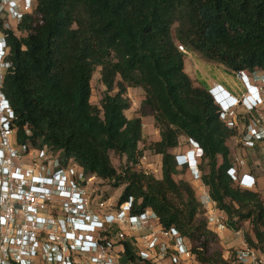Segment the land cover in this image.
<instances>
[{
	"label": "trees",
	"instance_id": "obj_1",
	"mask_svg": "<svg viewBox=\"0 0 264 264\" xmlns=\"http://www.w3.org/2000/svg\"><path fill=\"white\" fill-rule=\"evenodd\" d=\"M18 30L25 37L4 30L12 67L3 92L16 113L20 142L58 152L88 177L124 187L119 204L133 198V214L153 210L163 227L188 238L197 262L230 264L195 189L174 178L172 150L181 137L191 139L208 161L202 181L228 228L238 231L250 221L254 236L247 233L246 243L264 253V199L228 174L235 162L227 143L236 130L220 119L209 87H196L186 73L183 52H198L236 75L264 73V0H36ZM99 68L101 108L91 102ZM129 88L144 91L143 116H153L159 128L161 140L150 149L162 156L161 180L135 169L143 122L126 116ZM112 152L127 158L121 172ZM122 244V262H137L132 243Z\"/></svg>",
	"mask_w": 264,
	"mask_h": 264
},
{
	"label": "built area",
	"instance_id": "obj_2",
	"mask_svg": "<svg viewBox=\"0 0 264 264\" xmlns=\"http://www.w3.org/2000/svg\"><path fill=\"white\" fill-rule=\"evenodd\" d=\"M35 2L0 0V21H4L0 34L7 38L4 30L13 31L11 22L19 24L25 14L32 12ZM7 22L10 26L6 28ZM11 67L9 61L0 63V264H124L125 240L135 247L137 262L129 264L194 261L188 238L174 227H163L153 210L133 214V198L115 210L108 209L104 200L95 205L96 198L89 187L90 178L94 177H88L72 159L63 160L58 152L37 148L29 141L20 142L16 113L3 92L5 74ZM238 75L247 87L248 76L250 80L261 81V85L257 94L249 87L250 93L241 103L222 85L213 87L216 94L224 93L229 99V109L221 112L220 119L230 129L236 126L234 114L240 106L253 112L264 105V76L246 72ZM25 134L32 135L27 126ZM190 141L198 159L190 156V150L185 155H176V161L178 167L187 165L193 181L201 182L203 152L195 141ZM263 141L264 116L260 115L249 126L244 146L254 148ZM244 164L238 162L237 168H230L228 174L235 185L251 190L256 181L251 174L239 172V166ZM200 187L199 202L209 229L226 230L227 215L218 209L209 190L204 185ZM114 230L116 237H112ZM235 259L237 264H264V253L245 244Z\"/></svg>",
	"mask_w": 264,
	"mask_h": 264
},
{
	"label": "rangeland",
	"instance_id": "obj_3",
	"mask_svg": "<svg viewBox=\"0 0 264 264\" xmlns=\"http://www.w3.org/2000/svg\"><path fill=\"white\" fill-rule=\"evenodd\" d=\"M6 20V18H5ZM4 23V21L1 19ZM5 27L10 26L9 22H7ZM11 27L13 29L14 34L19 37H25V33L18 30V23L15 21L11 22ZM16 29V30H15ZM15 30V31H14ZM181 49V48H180ZM185 53V71L192 78L196 87H201L202 84L211 85V84H224L227 88H231L234 91L240 93V100H243L247 94L245 90V86L242 83L239 75L232 73L229 71L224 65H221L214 61H208L203 58L198 52L195 51H186ZM101 68H99L93 76L92 79V98L91 102L93 105L101 108V100L104 96L105 87L101 83ZM248 73V72H246ZM261 74L264 76L263 72L258 71L257 74ZM248 75H252L248 73ZM257 80H255L256 82ZM210 87V86H209ZM126 97L130 101V108L126 111V116L129 119L133 118H142L143 124V140L139 143L140 150L143 151V154L140 158L139 164L135 167L138 171H144L147 174L152 175L154 178L161 180L162 178V156L155 154L151 151V145L155 142L161 140L159 128L155 124V120L153 116H143L142 113V102L145 99V93L141 88H129L126 94ZM264 97V95H263ZM264 116V105L259 107L258 111L248 112L240 106L236 111L234 116H236V126L233 129L236 130V135L232 137L228 141V146L231 150V157L233 161L238 164L240 161H244V166L251 170L255 171L260 175H264V156H263V144H259L258 147L254 148H246L244 146V137L248 133V128L251 124L256 121V118L259 116ZM257 123V122H256ZM263 126V123H260ZM194 145L190 141V139L186 137L180 138V145L178 148L172 150V153L175 155L186 154L188 151L193 150ZM146 157L147 161H143V158ZM111 159L114 167L121 172L125 165L127 158L125 156H119L118 154L111 153ZM238 166V165H237ZM243 166V167H244ZM242 166H239L241 168ZM200 168H202L204 174L209 171L208 161L201 159ZM179 173L174 177L177 182L186 181L188 176L186 174V169L182 167H178ZM203 174V173H202ZM90 189L94 192L95 205L98 200H104L107 202L109 206L108 209L115 210L117 206H119V198L122 194L124 187L114 188L112 184L108 181L99 179V178H90L89 183ZM199 186L195 188L198 190ZM198 193V192H197ZM264 198L263 195H261ZM240 227V238L241 244L239 243L237 248L223 249V254L226 259L229 260L230 264L236 263V254L239 250H241V246L246 242L245 235L248 233L252 237L253 235V226L250 221H243L239 224ZM112 237H116L115 233L117 230H114ZM194 246V245H193ZM118 247V245H117ZM117 250V249H116ZM162 264H168L166 262H162ZM190 264H201L197 262L196 259L192 261Z\"/></svg>",
	"mask_w": 264,
	"mask_h": 264
},
{
	"label": "crops",
	"instance_id": "obj_4",
	"mask_svg": "<svg viewBox=\"0 0 264 264\" xmlns=\"http://www.w3.org/2000/svg\"><path fill=\"white\" fill-rule=\"evenodd\" d=\"M247 81L249 83V85L251 86L252 88V84H255V85H259L260 81H253V80H249L248 77H247ZM222 86H224V88L226 90H228L229 92H231V94L235 97V98H239L240 96V93H238L237 91H234L232 90L231 88H227L224 84H220ZM208 86V85H207ZM210 86V87H209ZM208 87L211 88L213 86H215V84H211L209 85ZM254 89L253 91L257 94V90L256 88H252ZM246 90V89H245ZM259 144H263V156H264V141L263 142H259L257 143L256 147L259 146ZM192 154V153H191ZM233 167L237 168V165L236 163H234ZM184 168L186 169V174L188 176L187 178V182H189L193 188L195 189L196 193L198 192L197 189L195 188L196 186H199L198 187V190H200V186L204 185L203 184V181L201 182H198V181H193L192 177H191V174L187 168V166H184ZM201 169V172L203 173L204 175V172ZM239 172L241 173H249L251 174L254 178H255V181H256V187L251 189L252 191H255L257 193H259L260 195H263L264 196V175H260L258 174L257 172L255 171H251L249 169H247L245 166L244 167H241L239 168ZM162 179V178H161ZM205 186V185H204ZM206 187V186H205ZM207 190H209L207 187H206ZM197 196H198V193H197ZM264 199V198H263ZM215 234H217L221 240V244L223 245L224 248H228V249H233V248H237L239 245V243L241 242V238L239 237L240 236V230L238 231H233V230H230L229 228H227L226 230H221V231H218V230H212ZM242 243V242H241ZM240 243V244H241ZM247 244L246 242L244 243L243 241V245ZM242 247V246H241Z\"/></svg>",
	"mask_w": 264,
	"mask_h": 264
},
{
	"label": "clouds",
	"instance_id": "obj_5",
	"mask_svg": "<svg viewBox=\"0 0 264 264\" xmlns=\"http://www.w3.org/2000/svg\"><path fill=\"white\" fill-rule=\"evenodd\" d=\"M5 1H15V0H5ZM8 56H9V44H8V40L7 38L3 37L1 34H0V63L3 61L6 62V61H9L8 60ZM10 62V61H9ZM250 76H248V79H249ZM250 80V79H249ZM252 80V79H251ZM255 81V80H253ZM259 82V81H258ZM260 84L259 85H255V84H252V88H256L257 91H259V86L261 85V81L259 82ZM218 85V84H217ZM215 85V86H217ZM245 86V89L247 91V93L249 94L250 93V90L248 89L249 87H251L248 83V87L246 85ZM214 87V86H213ZM213 87L209 88V93L210 95L212 96L213 98V101L214 103L216 104V106L219 108V111H220V114L221 112H225L229 109L228 107V100L227 99L228 97L225 96L224 93H221V94H216L214 92V89ZM224 87V86H223ZM254 90V89H253ZM228 91V90H227ZM231 93V92H230ZM239 99V98H238ZM240 100V99H239ZM240 103L242 102V100L239 101ZM194 155V159L197 160L198 159V156H197V151L194 150L190 152V156H192V154ZM185 155V154H184ZM188 158V156H187ZM202 159V158H201ZM177 162V161H176ZM178 165V163H177ZM187 166V165H186ZM183 168V167H182ZM188 168V167H187Z\"/></svg>",
	"mask_w": 264,
	"mask_h": 264
}]
</instances>
